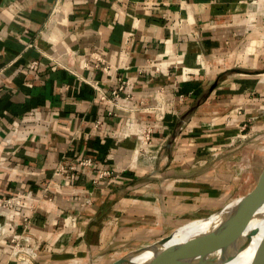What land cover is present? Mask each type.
Instances as JSON below:
<instances>
[{
  "label": "crops",
  "instance_id": "crops-1",
  "mask_svg": "<svg viewBox=\"0 0 264 264\" xmlns=\"http://www.w3.org/2000/svg\"><path fill=\"white\" fill-rule=\"evenodd\" d=\"M263 178L264 0H0V264H118Z\"/></svg>",
  "mask_w": 264,
  "mask_h": 264
},
{
  "label": "bare ground",
  "instance_id": "bare-ground-1",
  "mask_svg": "<svg viewBox=\"0 0 264 264\" xmlns=\"http://www.w3.org/2000/svg\"><path fill=\"white\" fill-rule=\"evenodd\" d=\"M246 199H236L228 203L220 212L210 216L206 220L193 221L173 234L168 245L181 242L182 240L207 231L221 217L239 213ZM237 205V206H236ZM236 206V207H234ZM3 217H0V227ZM250 234V236H248ZM246 237L248 240H246ZM247 241L246 247L238 251L241 243ZM205 246V251L198 252L190 248L187 254H180L175 250H169L161 255L154 264H242L246 260L260 255L259 262L264 263V203L252 216L248 227L237 242V232L230 229L222 232L220 240L212 241ZM150 256V253H142L135 261L142 262ZM251 263V262H249Z\"/></svg>",
  "mask_w": 264,
  "mask_h": 264
},
{
  "label": "water",
  "instance_id": "water-1",
  "mask_svg": "<svg viewBox=\"0 0 264 264\" xmlns=\"http://www.w3.org/2000/svg\"><path fill=\"white\" fill-rule=\"evenodd\" d=\"M238 199H246L243 209L237 214L221 217L218 220V222L215 223L207 231L190 236L182 240L181 242L168 245L173 237V233H171L170 235L157 241L153 245H150L148 247L136 251L134 254H132L131 256H129L128 258H126L125 260L121 261L118 264H154L155 261L158 260V258L161 255H163L169 250H175L180 254H187L190 251V248H192L197 250L198 252H202L205 251L206 248H208V246H205L206 244L212 241L220 240L222 232H225L230 229L236 230L237 242H239L242 235L246 231L252 216L264 203V178L252 191H250L248 194ZM208 218L210 217L199 220H206ZM248 236H250V234ZM246 240H248L247 237ZM246 244L247 241L242 242L240 247H238V251L243 250L246 247ZM142 253H150V256L140 263L135 261V259L138 256H140ZM250 264H264V263H260L259 261L256 260V258L255 259L253 258Z\"/></svg>",
  "mask_w": 264,
  "mask_h": 264
},
{
  "label": "built area",
  "instance_id": "built-area-1",
  "mask_svg": "<svg viewBox=\"0 0 264 264\" xmlns=\"http://www.w3.org/2000/svg\"><path fill=\"white\" fill-rule=\"evenodd\" d=\"M133 85L125 79L118 80V84L116 88L111 91V97L113 99H116L117 97H120V95L127 90H131ZM128 97V95L126 96ZM101 99H104V97H101ZM136 134L140 138V150L139 154H146L147 153V146L149 145L150 141V134L151 129L150 128H144L139 129L136 131ZM90 159L81 160L79 162V165L82 166H89L90 165ZM71 169H74V167H70ZM65 170L64 166L58 167L56 170V174H61ZM99 178H106L111 177V173L108 171H103L99 174ZM26 199H31L30 193L25 194H17L16 196H12L9 198H2L0 197V217H3V223L0 227V233L5 227L6 219L10 216V214L14 211H17L21 205L22 202ZM11 244V257H14L17 259L21 264H34V261L37 257V244L36 241L30 237L27 234H24L22 232L20 235L13 236L10 240Z\"/></svg>",
  "mask_w": 264,
  "mask_h": 264
},
{
  "label": "rangeland",
  "instance_id": "rangeland-1",
  "mask_svg": "<svg viewBox=\"0 0 264 264\" xmlns=\"http://www.w3.org/2000/svg\"><path fill=\"white\" fill-rule=\"evenodd\" d=\"M12 214V213H11ZM10 214V215H11ZM174 234V233H173ZM169 235V233L168 234H166V236L165 237H167ZM164 237V238H165ZM156 243V242H155ZM154 244V243H153ZM153 244H151V245H153ZM150 246V245H149ZM146 247H148V246H146ZM142 248H145V247H140L139 249H142ZM136 251H138V249H133L131 252H129L128 253V256H131L132 254H134ZM259 257H260V255H258V256H255V257H253L254 259L256 258V260L258 261L259 260ZM253 258H251V259H248V260H246L244 263H242V264H250L249 262H251V260L253 259Z\"/></svg>",
  "mask_w": 264,
  "mask_h": 264
}]
</instances>
